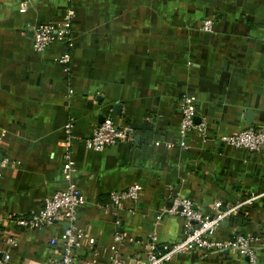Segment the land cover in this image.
I'll use <instances>...</instances> for the list:
<instances>
[{
  "label": "crops",
  "instance_id": "0c3cea01",
  "mask_svg": "<svg viewBox=\"0 0 264 264\" xmlns=\"http://www.w3.org/2000/svg\"><path fill=\"white\" fill-rule=\"evenodd\" d=\"M68 9L65 73L56 58L66 44L34 51L30 30ZM204 18L210 30L201 29ZM182 95L195 97L205 139L190 131L178 146ZM107 109L114 123L131 127V140L86 149L83 138ZM66 121L73 180L85 198L73 264L106 263L117 247L114 228L135 240L121 245L128 255L141 256L150 234L159 244L180 239L183 219L164 211L174 191L204 217L237 205L211 238L247 235L255 260L188 249L162 264H264V153L216 140L264 125V0H0V250L8 264L56 259L48 241L63 222L24 229L11 218L37 211L65 185ZM131 183L141 186L137 199L110 206L109 192Z\"/></svg>",
  "mask_w": 264,
  "mask_h": 264
},
{
  "label": "built area",
  "instance_id": "2783aa9c",
  "mask_svg": "<svg viewBox=\"0 0 264 264\" xmlns=\"http://www.w3.org/2000/svg\"><path fill=\"white\" fill-rule=\"evenodd\" d=\"M20 9H24V3H21ZM71 18L72 11L68 9L58 19L36 23L30 30L31 47L34 51L43 52L47 47L58 42L66 44V50H63L56 58L65 73L68 72L70 58ZM210 28L211 19L204 18L201 21V29L210 30ZM68 90L70 91V89ZM178 103L180 111L178 124L180 139L178 146L185 145L183 137L190 131L195 132L198 137L204 140L205 123L203 121H195V97L193 95H182ZM61 131L63 144L61 171L65 185L45 197L37 211L16 215L11 220L17 227L24 229H43L55 222H63L64 226L58 235L52 236L48 241L57 250L56 259L51 264H73V254L81 246V238L83 236V233H81L75 223L76 213L84 204L85 198L76 188L73 180L74 167L69 153V144L72 138L70 121L63 123ZM131 137V127L128 124L118 125L114 123L110 109H107V113L93 126L82 142L86 149L99 151L118 142L130 141ZM216 140L221 144L243 148L249 152L264 153V125L249 126L230 134L219 135ZM2 163L3 161L0 162V165ZM140 190L141 186L139 184L131 183L123 189L110 191L108 194L109 205L117 207L121 199L135 201ZM168 200L169 205L164 211L183 219L180 239L171 244H159L156 242L155 235L150 234L145 239L146 251L141 256L128 255L123 253L121 245L135 242V240L114 228L112 241L117 244V247L112 250L108 261L104 264H162L188 249H201L206 252L233 251L245 256L249 262H254L255 251L251 245V237L237 233L224 241H217L211 238L220 220L234 210L237 205L217 210L212 216L204 217L192 207V203L188 198L180 196L176 191L168 194ZM250 200L251 198H246L242 203H249ZM213 206L217 208L219 203L215 202ZM115 224L117 225V221ZM87 243L93 244V239L88 238ZM8 259V252L0 250V264H8Z\"/></svg>",
  "mask_w": 264,
  "mask_h": 264
},
{
  "label": "water",
  "instance_id": "95a60500",
  "mask_svg": "<svg viewBox=\"0 0 264 264\" xmlns=\"http://www.w3.org/2000/svg\"><path fill=\"white\" fill-rule=\"evenodd\" d=\"M118 106H119V104H114L112 107H113V109H118ZM112 112H113V110H112Z\"/></svg>",
  "mask_w": 264,
  "mask_h": 264
}]
</instances>
